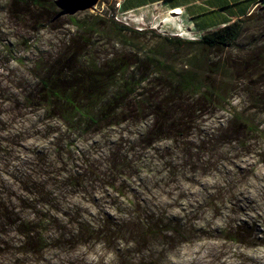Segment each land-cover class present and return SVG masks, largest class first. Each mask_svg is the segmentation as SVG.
I'll list each match as a JSON object with an SVG mask.
<instances>
[{
	"label": "trees",
	"instance_id": "16d2710c",
	"mask_svg": "<svg viewBox=\"0 0 264 264\" xmlns=\"http://www.w3.org/2000/svg\"><path fill=\"white\" fill-rule=\"evenodd\" d=\"M10 5H21L22 12L0 16V264H85L78 248L98 245L118 264H160L177 241L189 242L197 233L211 237L218 231L247 242L252 228L198 231L182 227L165 208L181 175L213 213L220 212L211 200L224 202L225 195L197 183L192 172L221 174L225 167L215 160H234L221 149L224 142L234 152H251L254 141H264V98L247 85L253 106L229 111L238 75L203 56L235 42L254 13L187 39L100 15L77 20L78 12L67 17L83 28L82 46L106 29L145 58L103 70L81 61L82 52L64 51L44 65H23L34 79L16 69L24 64L11 40L18 31L3 30L4 19L27 28L61 17L54 18V0H0V14ZM166 46L194 55L178 68ZM244 68V62L237 65L239 72ZM219 112L229 115L225 127L194 138L198 121ZM187 160L190 174L181 170ZM230 196V210L240 208Z\"/></svg>",
	"mask_w": 264,
	"mask_h": 264
},
{
	"label": "rangeland",
	"instance_id": "374dc122",
	"mask_svg": "<svg viewBox=\"0 0 264 264\" xmlns=\"http://www.w3.org/2000/svg\"><path fill=\"white\" fill-rule=\"evenodd\" d=\"M119 1L98 0L93 8L81 11L83 13L76 15V18L82 20L86 15H100L105 19H110L109 15L115 12V5ZM263 4V0H259L253 6L251 12L254 14L246 20L241 36L226 49L223 51H202L204 58L209 63L224 62L229 72L238 75L239 84L238 89L232 94V108L229 109L231 112L253 106L252 100L248 98V93L245 90L247 85L249 91H254L256 95L264 98V12L261 13V10L264 11L261 9ZM19 6L10 5L7 10L4 8L0 16L8 17L9 14H20L22 10L21 5ZM169 11L161 12L155 8L151 10L152 15L156 17L157 30L154 29L155 32L179 21L185 20L186 26L191 22L186 19L184 12L171 16L172 19L168 20L166 16ZM134 14L137 17L138 25L148 26V20H145L142 14L135 12ZM85 19L92 20L87 17ZM4 20L3 30L7 31L10 27H14V30L18 31V36L11 40L17 44L24 64L18 65L16 69L31 78H34L35 73L27 71L23 65L31 63V65L35 63L36 66L44 65L46 60L53 59L60 52L64 54V51L66 56L75 51L82 52L79 56L81 61L94 63L96 69L103 70L107 66L115 65L118 61H123L125 65H128L133 60L145 58L140 50H132L131 46L118 42L117 38L113 37L106 29L102 30L100 34L94 33L86 45L82 46L83 28L75 27L67 16L58 20H50V22L40 20L30 23L27 28L8 18ZM190 28L195 34L200 32L194 25H191ZM86 37L88 38V36ZM163 51L166 55H170L171 61L174 58L178 68H181V64H183L181 62L194 55L191 50H178V47L175 46H166ZM243 62L245 63L244 71H237V65L241 67ZM228 117L226 112H219L201 118L198 121V129L194 132V138L201 137L206 133H213L219 126L224 128ZM113 131L118 132L117 129ZM254 142L256 146L251 152H234L231 145L227 142L222 143L221 149L232 152L234 160L227 162L225 157L218 161L214 159L225 167L221 174L211 173L201 176L199 171L192 172L197 183L210 187V190L213 191L219 190L221 196L225 195L224 202L218 196H213L211 200L212 203L218 205L220 212L213 213L210 210V203H206L204 196L197 195L198 187L184 180L181 175L176 178L177 182L171 185L169 191L173 197L166 203L165 208L167 213L176 215L177 221L182 227L193 225L194 229L198 231L200 230L198 227H208L211 230L221 228L232 230L235 226H245L248 230L252 228V234L247 242H236L226 233L220 234L218 231L211 237L197 233L194 240L177 241L173 249L166 251L160 264H264V141ZM235 144L232 145L237 146ZM192 160H195V157ZM189 163V160L181 163V170L188 172L187 174H190V169L192 170ZM177 187H180L182 191H173ZM184 192L188 196L180 198L181 193L185 195ZM231 194H233L232 198L236 200L235 202H240V208L235 207L236 209L233 211L228 206L232 201L230 200ZM160 195L164 200L165 195ZM160 249L161 247H156V251L159 252ZM76 255L85 264H118L115 262L116 258L110 252L102 250L100 245L96 246L94 250L78 248Z\"/></svg>",
	"mask_w": 264,
	"mask_h": 264
},
{
	"label": "crops",
	"instance_id": "0c3cea01",
	"mask_svg": "<svg viewBox=\"0 0 264 264\" xmlns=\"http://www.w3.org/2000/svg\"><path fill=\"white\" fill-rule=\"evenodd\" d=\"M259 0H120L121 10H132L150 18L151 10L161 12L180 8L201 33L248 15ZM148 7V8H146ZM185 22V20H184Z\"/></svg>",
	"mask_w": 264,
	"mask_h": 264
},
{
	"label": "built area",
	"instance_id": "2783aa9c",
	"mask_svg": "<svg viewBox=\"0 0 264 264\" xmlns=\"http://www.w3.org/2000/svg\"><path fill=\"white\" fill-rule=\"evenodd\" d=\"M114 9L115 12L110 13L109 17L116 22L130 26L136 30H143L147 28L157 30V24H155L156 17L152 15V13L150 14V18L147 21L148 26H140L138 25V22L136 21L137 17L132 10H125V11L121 10V4L119 2L116 3ZM180 14H175V15H180ZM157 32L164 36H177L187 39L199 38L201 34L200 32H197V34L193 33L190 28V25L186 26L184 21L183 22L179 21L169 26L167 25V28L164 27V29H159Z\"/></svg>",
	"mask_w": 264,
	"mask_h": 264
},
{
	"label": "water",
	"instance_id": "95a60500",
	"mask_svg": "<svg viewBox=\"0 0 264 264\" xmlns=\"http://www.w3.org/2000/svg\"><path fill=\"white\" fill-rule=\"evenodd\" d=\"M97 2L98 0H54V4L58 10L54 18L71 16L78 12L89 10ZM261 9H264V4L261 6Z\"/></svg>",
	"mask_w": 264,
	"mask_h": 264
},
{
	"label": "bare ground",
	"instance_id": "6f19581e",
	"mask_svg": "<svg viewBox=\"0 0 264 264\" xmlns=\"http://www.w3.org/2000/svg\"><path fill=\"white\" fill-rule=\"evenodd\" d=\"M180 13H181V9L180 8L171 9L169 11V14L166 16V18H168V20L172 19L171 16H175V14H180Z\"/></svg>",
	"mask_w": 264,
	"mask_h": 264
}]
</instances>
